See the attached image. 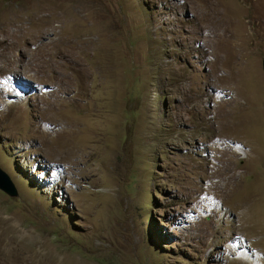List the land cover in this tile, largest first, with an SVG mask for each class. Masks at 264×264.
Wrapping results in <instances>:
<instances>
[{
	"label": "rangeland",
	"instance_id": "374dc122",
	"mask_svg": "<svg viewBox=\"0 0 264 264\" xmlns=\"http://www.w3.org/2000/svg\"><path fill=\"white\" fill-rule=\"evenodd\" d=\"M0 54V264H264V0H0Z\"/></svg>",
	"mask_w": 264,
	"mask_h": 264
},
{
	"label": "bare ground",
	"instance_id": "6f19581e",
	"mask_svg": "<svg viewBox=\"0 0 264 264\" xmlns=\"http://www.w3.org/2000/svg\"><path fill=\"white\" fill-rule=\"evenodd\" d=\"M59 2V1H58ZM54 3V2H53ZM63 4H65V3H63ZM29 6V5H28ZM30 6H32V5H30ZM60 6V5H59ZM34 8V7H33ZM48 8V7H47ZM51 8V7H50ZM49 9V8H48ZM59 9V8H58ZM70 9V8H69ZM53 10V9H52ZM62 10V9H61ZM54 12H57V11H54ZM66 12V11H65ZM8 13H10V12H8ZM44 13V12H43ZM53 13V12H52ZM93 13V12H92ZM4 14V13H3ZM6 14V13H5ZM5 14L4 15H2L3 17L5 16ZM47 14H48V12H47ZM34 15V14H33ZM40 15H41V13H40ZM61 15V14H60ZM65 15V14H64ZM77 15V14H76ZM15 16V15H14ZM11 18V17H10ZM58 19L60 18V17H57ZM65 18H66V16H65ZM65 18H64V20H65ZM75 18V17H74ZM2 19H4V18H2ZM55 19H56V16H55ZM43 20V19H42ZM81 20V19H80ZM53 21H55L54 19H53ZM6 22V21H5ZM62 22H64V21H62ZM70 22V21H69ZM65 23H66V21H65ZM73 23V22H72ZM16 24V23H15ZM44 24V23H43ZM54 24V23H53ZM56 24H58V23H56ZM55 24V25H56ZM79 24V23H78ZM94 24H95V22H94ZM93 24V25H94ZM8 25V24H7ZM9 25H10V23H9ZM60 25H62V24H60ZM98 25V24H97ZM4 26V25H3ZM48 26V25H47ZM74 26V25H73ZM57 27V26H56ZM65 27H68V26H64V28ZM70 27V26H69ZM5 28V27H4ZM11 28V27H10ZM63 28V30H65ZM74 28V27H73ZM76 28V27H75ZM80 28H81V25H80ZM91 28V27H90ZM92 28H94V26L92 27ZM17 29V28H16ZM19 29V28H18ZM82 29V28H81ZM88 29V28H87ZM54 30V29H53ZM74 30V29H73ZM73 30H71V31H73ZM76 30H78V29H76ZM75 30V31H76ZM82 30H84V29H82ZM82 30L81 31H79V32H82ZM14 31V30H13ZM16 31V30H15ZM75 31H73L72 32V34H75L76 32ZM2 32V31H1ZM6 32V31H5ZM21 32V31H20ZM7 33V32H6ZM5 33V34H6ZM8 34V33H7ZM15 34V33H14ZM19 34V33H18ZM60 34V33H59ZM64 34V33H63ZM68 34V33H67ZM71 34V33H70ZM76 35V34H75ZM74 36V35H73ZM12 37H13V35H12ZM78 37H79V35H78ZM81 37V36H80ZM10 38V37H9ZM59 38V37H58ZM76 38V37H75ZM74 38V39H75ZM19 39H20V37H19ZM67 39V38H66ZM69 39V38H68ZM17 40V39H16ZM62 40H64V39H62ZM80 40V39H79ZM59 41V40H58ZM69 41V45H73V40H72V38L70 37V40H68ZM87 41V40H86ZM2 42V41H1ZM3 42H4V40H3ZM7 42V41H6ZM11 42V41H10ZM75 42V41H74ZM83 42V44H81L80 43V46H83V48H84V44H85V42L84 41H82ZM63 43V42H62ZM7 44V43H6ZM11 44V43H10ZM61 44V43H60ZM77 44H78V41H77ZM77 44H76V46H77ZM5 45V44H4ZM19 45V44H18ZM22 45H23V43H22ZM69 45H67V46H69ZM20 46V45H19ZM59 46H61V45H59ZM80 46H79V48H80ZM17 47V46H16ZM70 48V47H69ZM88 48V47H87ZM4 49V48H3ZM19 49V48H18ZM71 50H72V48H71ZM82 50H84V49H82ZM6 51V50H5ZM12 51H13V49H12ZM73 51V50H72ZM75 51H76V49H75ZM80 53H82V52H80ZM73 54V53H72ZM0 55H2V54H0ZM78 55H80L79 53H78ZM7 56V55H6ZM76 56V55H75ZM75 56H74V59H75ZM11 57V56H10ZM16 57V56H15ZM80 57V56H79ZM12 58H14V57H12ZM4 59V58H3ZM8 59V58H7ZM79 59V58H78ZM1 60V59H0ZM82 60V59H81ZM76 61H77V59H76ZM3 62V61H2ZM73 62V61H72ZM12 63V62H11ZM75 63V62H74ZM77 64V63H76ZM2 65V64H1ZM5 65V64H4ZM79 66V65H78ZM81 66V65H80ZM79 66V67H80ZM9 67V66H8ZM11 67V66H10ZM6 71V70H5ZM8 71V73H7V77H6V81H9L8 80V78L9 77H11V76H13V75H15V74H23V73H21L20 71H17L15 68H12V69H9V70H7ZM26 72V71H25ZM80 72V71H79ZM81 72H83V71H81ZM78 73V72H77ZM2 73H0V75H1ZM83 74V73H82ZM82 77H83V75H82ZM2 82H4L5 84H6V82H5V79H3V81ZM3 84V83H2ZM3 86V85H2ZM7 89V88H6ZM58 89V88H57ZM67 90V89H66ZM5 95V94H4ZM72 135V134H71ZM72 138V137H71ZM75 143V141H73V140H71V142H70V144L71 145H73ZM4 253H5V251H4ZM9 254V253H8ZM8 259V258H7ZM4 264H5V262H4Z\"/></svg>",
	"mask_w": 264,
	"mask_h": 264
},
{
	"label": "water",
	"instance_id": "95a60500",
	"mask_svg": "<svg viewBox=\"0 0 264 264\" xmlns=\"http://www.w3.org/2000/svg\"><path fill=\"white\" fill-rule=\"evenodd\" d=\"M262 70L264 72V60L262 62ZM0 191L9 197H16L17 190L10 180L9 176L0 169Z\"/></svg>",
	"mask_w": 264,
	"mask_h": 264
}]
</instances>
